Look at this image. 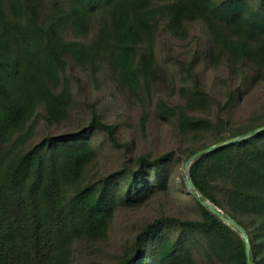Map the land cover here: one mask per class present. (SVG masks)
<instances>
[{"label":"trees","instance_id":"trees-1","mask_svg":"<svg viewBox=\"0 0 264 264\" xmlns=\"http://www.w3.org/2000/svg\"><path fill=\"white\" fill-rule=\"evenodd\" d=\"M165 37L184 54L165 52ZM217 70L214 92L205 76ZM105 82L140 105L141 131L154 117L179 147L135 152L88 104ZM262 86L264 0H0V264H75L118 212L159 197L183 211L144 223L100 264H264V131L179 169L263 127L264 102L238 115ZM81 101L88 121L64 128ZM107 149L118 167L101 173ZM204 203L244 230L248 256Z\"/></svg>","mask_w":264,"mask_h":264},{"label":"rangeland","instance_id":"rangeland-1","mask_svg":"<svg viewBox=\"0 0 264 264\" xmlns=\"http://www.w3.org/2000/svg\"><path fill=\"white\" fill-rule=\"evenodd\" d=\"M163 47L166 49L165 52L168 51L174 56H182L185 50L182 44L167 37H165V46ZM224 76L223 70L208 71L205 76V84L214 92L215 90H220ZM85 92L88 104L95 107L102 119L116 124L125 138L133 141L135 152L157 155L179 147L173 129L162 125V122L159 123L160 121H157L154 117L148 121L144 131H141L139 127L140 105L134 99L126 97L114 86L112 87L110 83L105 82L96 86V88L89 87ZM263 102L264 86L255 91L253 96L246 101L238 112L239 117L247 116L250 111L260 107ZM89 105L86 106L81 101V104H78L76 111L70 116L64 128L77 129L83 126L89 118ZM102 136L98 135L96 137L95 141L97 144L103 142L104 136ZM118 157L117 152H112L108 149L103 151L98 161V171L103 173L116 169L118 167ZM179 169L182 175L186 177L185 163ZM159 198H154L147 204L132 211L118 212L108 238L100 243L83 244L82 249L75 255V264H100L108 261L116 250L120 249L121 240H125L129 234H134L144 223L162 214L176 210L173 209L171 211V205L163 200L160 201ZM182 211V206L176 210L179 214Z\"/></svg>","mask_w":264,"mask_h":264},{"label":"water","instance_id":"water-1","mask_svg":"<svg viewBox=\"0 0 264 264\" xmlns=\"http://www.w3.org/2000/svg\"><path fill=\"white\" fill-rule=\"evenodd\" d=\"M262 131H264V126L261 127V128H258L257 130H254V131H252V132H249V133L243 134V135H241V136H239V137H237V138H235V139H232V140H230V141H227V142H225V143H223V144H221V145H214V146H211V147H209V148H206V149H204V150H201V151L197 152L196 154H194V155H193V156H192V157L186 162V164H185V170H187V167L189 166V164H191L192 161H193L196 157H198L199 155H201V154H203V153H206V152L214 151V150H216V149H218V148H221V147L234 145L235 143H237V142L243 140L244 138H246V137H248V136H250V135H252V134L262 132ZM186 180H187V184H188L189 188H190V189H193V185H192L191 181L189 180V178H187ZM204 204L207 205L208 208H209L211 211H213L215 214H217V215L220 217V219H221L224 223H226V224L229 225V226H232V227H233L234 229H236L239 233H241L243 239H244L245 242H246V254H247V256H248L251 245H250V241H249V239H248V236H247V234L244 232V230H243V229H242V228H241L236 222H234L233 220L228 219V218H225L224 215H223L219 210H217L216 208H214L213 206L208 205L207 203H204ZM248 264H251V263L248 261Z\"/></svg>","mask_w":264,"mask_h":264}]
</instances>
